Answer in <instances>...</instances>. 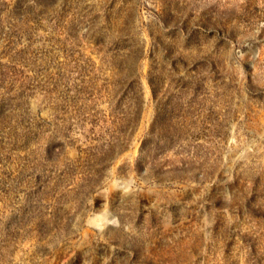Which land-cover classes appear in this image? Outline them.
I'll use <instances>...</instances> for the list:
<instances>
[{"label":"rangeland","instance_id":"obj_1","mask_svg":"<svg viewBox=\"0 0 264 264\" xmlns=\"http://www.w3.org/2000/svg\"><path fill=\"white\" fill-rule=\"evenodd\" d=\"M0 264H264V0H0Z\"/></svg>","mask_w":264,"mask_h":264}]
</instances>
